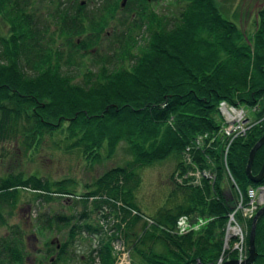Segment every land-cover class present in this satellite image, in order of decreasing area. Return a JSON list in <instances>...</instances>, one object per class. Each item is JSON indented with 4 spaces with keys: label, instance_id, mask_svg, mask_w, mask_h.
<instances>
[{
    "label": "trees",
    "instance_id": "trees-1",
    "mask_svg": "<svg viewBox=\"0 0 264 264\" xmlns=\"http://www.w3.org/2000/svg\"><path fill=\"white\" fill-rule=\"evenodd\" d=\"M83 1L76 2L73 11L59 2L51 14L54 18L60 14L61 22H76L73 34L88 30L99 34L112 27L110 22L122 2L99 0L101 4L91 12L84 8ZM176 1L182 7L169 18L156 13L146 0H127L120 11L127 9L129 13L119 19V28H114L118 38L115 43L121 47L120 64L109 68L101 63L91 70L86 62L90 59L85 56L102 60L92 48L97 34L90 42L70 40L79 51V60L78 64L71 59L67 63V57L61 58L63 46L55 36V28L45 39L47 26L36 25L30 0H0V17L8 25L7 34H0V141L20 138L27 149H32L59 128L60 133L65 132L63 138L69 140L67 149L80 150L92 160L98 158L103 143L112 152L116 144L124 142L129 162L101 174L95 188L76 201L85 208L89 197L105 193L98 195L93 204L99 208L107 202L124 223L121 231L137 258L134 264H192L196 259L206 263L222 251V227L234 203L232 196L225 197L221 192L223 143L216 138L208 141L211 146H202V139L216 134L221 126L219 101L253 107L251 113L258 120L231 142L227 152L228 169L242 192L254 185L244 167L250 147L264 133V0L256 10L250 36L221 15L215 0ZM110 55L116 56L113 52ZM69 64L77 66L81 82L74 81ZM170 154L177 159L173 173L177 170L182 174L195 167L214 171L215 180L212 184L177 180L172 192L184 193L181 200L152 217L144 216L132 192L137 184L136 168ZM185 154L189 161H183ZM263 161L264 143L255 151L252 173ZM128 180L133 185H128ZM51 184L59 191L50 190ZM27 187L46 192L48 195L41 197L48 200L54 198L50 193H70L66 180L49 182L34 174L0 177V227L7 229L0 234V264L24 262V233L19 225L9 224L7 217L17 189ZM207 194L216 198L204 199ZM119 203L124 206L115 205ZM126 207L135 213L130 214ZM182 213L212 218L200 231L178 235L175 220ZM78 216L85 218L88 214L84 211ZM53 218L69 225L65 214H54ZM250 221H246L248 229ZM46 225L50 226L49 220ZM83 229L101 230L91 223H76L69 227V238L74 239ZM105 238L101 237L94 248L98 264H113ZM66 246L67 240L59 245L56 260ZM254 247L253 264H264V212L255 222ZM90 255L91 250L84 264H93ZM223 255L233 259L235 252L230 247ZM48 261L38 264H56L50 258Z\"/></svg>",
    "mask_w": 264,
    "mask_h": 264
},
{
    "label": "rangeland",
    "instance_id": "rangeland-1",
    "mask_svg": "<svg viewBox=\"0 0 264 264\" xmlns=\"http://www.w3.org/2000/svg\"><path fill=\"white\" fill-rule=\"evenodd\" d=\"M80 1L82 0H30V10L33 13L35 22H37L36 25L43 27L45 25L47 26V30L44 35L45 39L50 36L51 31L55 28V36L59 37L58 42L63 46L61 47L63 54L61 58L66 60L67 57V63H69L68 59H71L76 64H78L79 60L77 56L79 51L76 47L72 46L71 43L77 39H81L86 42L87 40L88 42L93 41L95 40L94 37L97 33L94 30H88L87 33L92 32L91 35L87 36V33L73 34V28L76 27L74 23L76 22H72L71 19L68 21L66 19V21L63 20L61 22L59 20L61 19L60 14H54L57 17L54 18L51 12L54 8H56V5L59 2L61 7H66L65 5H69L73 11L74 7H76L75 3H80ZM126 1L127 0H124L123 5L120 4V10L125 7ZM215 1L221 15L224 18L236 24L239 29L244 31V34L247 36H250L253 33L256 20L255 13L260 7L262 0ZM149 3L150 7L156 13L163 14L169 18L176 16L182 7V3L176 0H151ZM100 4L101 1L99 0L83 1L84 8L86 10H90L91 12H93L96 6H99ZM120 10L114 13L113 20L110 22L112 27L105 28L102 33L97 34V40H95L93 43L94 46H92V48H95L93 50L97 51V57L102 60L99 61L90 55L85 56L90 59H86V62L91 70H95L101 63H105L109 68H114L120 64V57L118 55L121 47L115 43L118 38H116V31L114 28L118 27L119 23L117 22L119 19L122 16H127L129 13V10L127 9L123 11ZM65 16L67 17V15ZM7 31L8 25L0 17V34L5 35L7 34ZM56 31H58L60 34ZM70 40L71 43L69 42ZM67 41L70 44H66ZM67 51H70L69 56H67ZM112 52L115 53L116 56H111L110 53ZM69 66L73 67L70 68V73L75 74L74 81L81 82L82 76L80 71L76 74L78 69L75 68L77 66L70 64ZM63 68L65 69L64 66ZM244 108L246 113L251 116L253 125H255L258 120H256L253 111V114L251 113V108L253 110V107L244 106ZM65 125L66 123L62 124L63 127H65ZM58 129L59 128H57L56 132H54L52 136H44L42 142L37 144L32 149H27L28 146L25 145L20 138L16 140L5 139L0 141V177H4L8 174L28 177L31 174H34L42 180L49 182L66 180L67 190H69L67 192H70L67 194L60 192L58 194L50 193V195L54 198L48 200L41 197V195L47 194L46 192H35L28 187L17 189V197L14 204L10 207L11 214L7 217V222L9 224L19 225L24 233L22 248L25 259L23 264H38L40 262L46 263L49 262V258L52 259V261H55L56 264H84L85 261L89 260L87 257L90 254V250V256H92L91 260H93L92 263L98 264L96 249L94 250V248L98 247L100 243L99 239L105 236L107 237L105 238V242L109 243L110 251L114 258L113 264H134V262L137 261V258L134 257V252L132 251L129 244L125 241L121 231L124 223L119 220V216H117V214H114V209H111L107 202L102 203L99 208H96L93 204V200L99 198L98 195H105V193L101 191V193H97V198L95 196L89 197L86 200L85 208L82 202L76 201L77 198L82 197V194L95 188V180L101 174L111 168L124 166L127 162H129L131 157L125 149L126 144L121 141L116 144L112 152H109L110 148L107 147L106 143H103L102 146L98 148V158L92 160L90 155L88 157L80 150L67 149L66 144L69 142V140H65L63 138L65 132L60 133ZM239 137L237 136L234 139ZM217 140L221 141L220 139ZM202 142V146L205 145L204 147L211 146L208 144L207 139H202ZM226 157L227 154L225 156V162L226 167H228ZM176 160V156L174 154H170L163 160L153 162L149 165L138 166L135 171L137 176L136 186L133 185V181H126L128 185H133L132 192L134 194V201L139 211L144 214V216L152 217L153 215H156L157 212L163 207H171L181 200L182 194L184 193L178 191L172 192L173 184L178 182V178H175V176L179 175L177 170H175L173 173L175 164L177 162ZM226 167H223L222 170L221 192L225 197H233V206L238 200H243L244 203V192H237L238 186L235 188L236 184L233 185V183L230 182L229 175L231 178L232 176L229 169H226ZM210 173L211 178H202V175L198 177L194 175V177L199 182H208L209 184H212L215 180L214 171ZM50 186V190H54L52 188L54 186L52 184ZM54 191L59 190L55 189ZM211 197L214 199L216 198L212 195L209 196V194L204 195V199H210ZM115 205L124 206L120 203ZM126 208L128 209V207ZM115 210L118 212L120 208H115ZM129 210L130 214L135 213L134 209H128V211ZM84 211L87 212L88 216L85 218L79 217L78 215ZM227 213L222 227V235L225 233L227 225L226 222L228 221ZM54 214L67 215V217H69V225L66 226L60 221H55L53 218ZM182 214L187 215L190 218L189 221L191 222V229L179 233L178 235L196 233L200 231L201 228L204 227L212 218L200 216L197 213ZM234 218L240 225L244 236L242 244H244L247 248V234L249 229L247 227L246 221L250 218L243 217L241 210L235 213ZM48 220L50 224L49 227L46 225ZM76 223H91L92 225H97L100 227L101 230L99 232H91L83 229V231L78 233L74 239H70L68 232L69 227L70 225ZM6 232V227L1 226L0 234H4ZM234 239L235 237L229 236V239L227 238L228 241L226 242V245H224V242H222V247H225L223 249V253L229 249L226 247H232L234 245ZM65 240H67L65 252L62 254V256H59V259L56 260L59 245L64 243ZM224 258L226 257L224 256ZM225 260H228V258ZM199 261L202 262L201 260ZM215 263L216 258L211 262H206V264Z\"/></svg>",
    "mask_w": 264,
    "mask_h": 264
},
{
    "label": "built area",
    "instance_id": "built-area-1",
    "mask_svg": "<svg viewBox=\"0 0 264 264\" xmlns=\"http://www.w3.org/2000/svg\"><path fill=\"white\" fill-rule=\"evenodd\" d=\"M217 107L223 121L217 133L210 135L206 138L208 139V141L209 140L213 141L216 138L221 140L220 142L223 143V150H222L223 160L226 167L225 156L227 154L229 144H231V142L234 140L235 137L243 136L249 130V128L253 126V121L251 116H249V114L246 113L245 109L241 106H236L228 103L225 100H221L219 101ZM186 155L187 154H185V156L183 157V161H189V157H187ZM193 169H195V167ZM193 169L187 170L182 174L180 172L179 175H182V177H178L179 175H177L176 178H178V181H182L183 179H186L187 183H191V184L201 183L194 177V175L196 177L202 175V178H211V173L209 171L200 170L197 168L194 171H192ZM226 169H228V167H226ZM229 179L230 182L233 183V185L236 184L233 178L230 177V175H229ZM235 188H237V185H235ZM237 190H238L237 192H242L239 188ZM243 192L245 198L244 203L243 200L236 201L232 209L227 213V217H228L227 220L229 222L228 221L226 222L227 225L222 240L224 242L223 244L226 245V242L228 241L227 238L229 239V236L235 237L234 239L235 243L231 248L235 252L234 259H237L238 264H240V262L246 257L247 250L245 245L242 244L244 236L241 227L234 218V216L236 212L241 210L243 217L251 218L255 210L259 206L264 204V179L258 184L248 185ZM189 220L190 218L187 215L180 214L175 220V229H174L175 232L179 234L191 229V224H190L191 222ZM224 248L225 247L223 246L222 251L216 257L215 264H222L223 261L226 259L223 256ZM226 248H230V247L228 246ZM192 264H206V263H202L198 259H196Z\"/></svg>",
    "mask_w": 264,
    "mask_h": 264
},
{
    "label": "water",
    "instance_id": "water-1",
    "mask_svg": "<svg viewBox=\"0 0 264 264\" xmlns=\"http://www.w3.org/2000/svg\"><path fill=\"white\" fill-rule=\"evenodd\" d=\"M151 1V0H146ZM124 0H122L121 5H123ZM264 143V133L257 138V140L253 143V145L250 147L247 159L244 167V171L246 174V177L249 181L253 183L260 182L264 177V161L259 167L258 171L256 173H252L251 171V165L253 162V157L255 154V151ZM264 212V204L260 206L254 213V215L251 218L250 226L248 230V236H247V255L246 257L240 262V264H253L254 258H255V247H254V229H255V222L260 214ZM222 264H238L237 259H228L225 260Z\"/></svg>",
    "mask_w": 264,
    "mask_h": 264
}]
</instances>
